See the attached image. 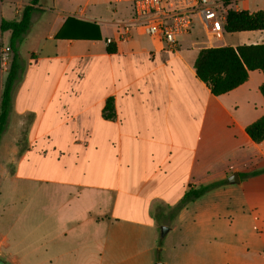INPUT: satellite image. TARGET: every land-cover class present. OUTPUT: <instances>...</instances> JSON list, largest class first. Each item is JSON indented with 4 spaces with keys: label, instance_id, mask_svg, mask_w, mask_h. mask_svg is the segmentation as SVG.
I'll list each match as a JSON object with an SVG mask.
<instances>
[{
    "label": "crops",
    "instance_id": "obj_1",
    "mask_svg": "<svg viewBox=\"0 0 264 264\" xmlns=\"http://www.w3.org/2000/svg\"><path fill=\"white\" fill-rule=\"evenodd\" d=\"M232 2L237 11L264 10V0ZM30 3L0 0V22L20 20ZM97 3H104L105 15L95 13ZM36 8L20 45L23 71L0 143V261L244 264L216 238L196 232L222 222L219 207L208 208L202 218L192 208L206 195L178 213L174 208L191 186L222 182L214 193L229 195L234 173L242 183L240 170L218 171L220 162L226 163L218 156L220 147L238 144L237 136L264 157V141L255 144L246 133L264 116L258 95L264 74L252 71L243 85L214 96L196 74L200 48L181 45L173 53L149 37L150 45L135 46V34L143 33L131 24L130 3L40 0ZM71 17L99 25L101 40L57 39ZM127 25L131 37L121 41ZM217 37L227 38L221 46L264 43V31ZM10 38V31L0 33L1 49L10 47ZM108 39L119 48V165L111 169L108 122L97 110H65L76 95L64 72L77 59L110 54ZM12 58L13 53L11 63ZM139 60L149 61L152 68L143 69ZM8 73L1 77L2 91ZM24 133L27 142L21 148L17 143ZM49 148L52 154L46 155ZM163 226L169 229L165 236Z\"/></svg>",
    "mask_w": 264,
    "mask_h": 264
},
{
    "label": "rangeland",
    "instance_id": "obj_2",
    "mask_svg": "<svg viewBox=\"0 0 264 264\" xmlns=\"http://www.w3.org/2000/svg\"><path fill=\"white\" fill-rule=\"evenodd\" d=\"M77 1L75 0L76 3ZM99 3L94 11L98 15H105V5ZM235 5L231 2L228 11L235 10ZM135 36L136 47L141 48L151 44L148 36L137 33ZM226 40L227 38H218L217 35L206 36L197 27L192 36L181 39V45L203 49L219 47L227 42ZM112 41L106 40L107 48L110 45L117 48L115 40ZM1 47L0 43V51ZM23 55L27 57V49L23 50ZM142 61L139 60L144 64L143 69L152 68L149 61ZM5 72L9 71H4L0 64V77H4ZM64 72L67 78L73 81L74 87L70 88L74 89L76 95L73 105L72 101L65 104V110L72 108L80 111L97 110L101 118L107 120L108 168L119 165V48L116 53L108 54L104 58L77 59L69 63L68 69ZM258 95L264 103L262 94ZM237 138L238 144L227 142L222 148L220 147L218 156L228 164L225 166L226 163L220 162L218 171L225 168L229 169L228 173L234 172L235 169L240 170L242 183L228 186L233 190L229 195H218L214 193L217 188H213L205 194L206 196L198 203L199 206L192 207L198 208L201 218L205 217L208 208L219 207L218 211L222 219L219 225H214L213 228L198 227L196 232L205 238H216L221 243L220 247L238 262L264 264V157L254 147L243 143L239 136ZM26 142L27 137L24 133L17 144L23 148ZM51 154V148L46 150V155ZM14 167V165L10 166L11 172L14 171Z\"/></svg>",
    "mask_w": 264,
    "mask_h": 264
},
{
    "label": "trees",
    "instance_id": "obj_3",
    "mask_svg": "<svg viewBox=\"0 0 264 264\" xmlns=\"http://www.w3.org/2000/svg\"><path fill=\"white\" fill-rule=\"evenodd\" d=\"M224 1L230 3L234 0ZM39 2L40 0H31L30 5L24 8L20 20H3L0 22V33L11 32L10 48L13 53L12 63L3 91H1L0 77V143L8 128L13 91L23 71L20 45L31 28L32 15L37 10L36 5ZM71 24L74 25L72 30L70 28ZM224 31L226 33L264 31V10L254 13L246 10H229L224 23ZM57 39L100 41L101 33L99 25L96 23L79 21L71 17L57 34ZM107 51L113 54L116 53L117 49L114 45H110ZM195 70L198 79L209 87L214 96L227 94L247 82L250 72L260 70L264 74V43L245 44L238 47L203 48L196 59ZM260 92L264 97V83L260 87ZM246 133L253 143L259 144L263 142L264 116L250 124L246 129ZM221 184L223 183L218 182L200 187L191 186L174 208V212H180L190 203L200 199L211 189ZM0 264L5 263L0 261Z\"/></svg>",
    "mask_w": 264,
    "mask_h": 264
},
{
    "label": "built area",
    "instance_id": "obj_4",
    "mask_svg": "<svg viewBox=\"0 0 264 264\" xmlns=\"http://www.w3.org/2000/svg\"><path fill=\"white\" fill-rule=\"evenodd\" d=\"M130 3L133 9L132 25L144 35L162 44L165 49L179 51L181 39L192 36L195 28L206 35H221L230 3L224 0H115ZM131 37L129 25L120 35L121 41ZM108 42H113L108 39ZM10 47L0 51V64L4 71L11 66Z\"/></svg>",
    "mask_w": 264,
    "mask_h": 264
},
{
    "label": "water",
    "instance_id": "obj_5",
    "mask_svg": "<svg viewBox=\"0 0 264 264\" xmlns=\"http://www.w3.org/2000/svg\"><path fill=\"white\" fill-rule=\"evenodd\" d=\"M230 183L231 184H239L240 183V178H239V174L238 173H234L231 177H230ZM168 227L163 226L162 227V236H165V234L168 232Z\"/></svg>",
    "mask_w": 264,
    "mask_h": 264
}]
</instances>
